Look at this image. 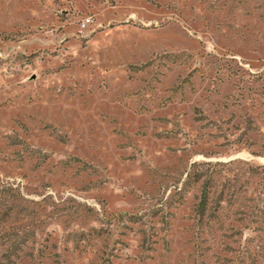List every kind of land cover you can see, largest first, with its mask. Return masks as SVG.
Returning a JSON list of instances; mask_svg holds the SVG:
<instances>
[{
	"label": "rangeland",
	"instance_id": "1",
	"mask_svg": "<svg viewBox=\"0 0 264 264\" xmlns=\"http://www.w3.org/2000/svg\"><path fill=\"white\" fill-rule=\"evenodd\" d=\"M0 264H264V0H0Z\"/></svg>",
	"mask_w": 264,
	"mask_h": 264
},
{
	"label": "built area",
	"instance_id": "2",
	"mask_svg": "<svg viewBox=\"0 0 264 264\" xmlns=\"http://www.w3.org/2000/svg\"><path fill=\"white\" fill-rule=\"evenodd\" d=\"M87 22H89V20L85 21V22L83 23V25H84V26L87 25Z\"/></svg>",
	"mask_w": 264,
	"mask_h": 264
}]
</instances>
